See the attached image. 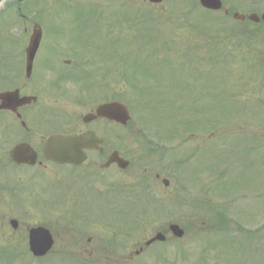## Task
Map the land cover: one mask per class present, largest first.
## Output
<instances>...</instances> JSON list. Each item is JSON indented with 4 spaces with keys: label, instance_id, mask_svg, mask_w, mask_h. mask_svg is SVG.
<instances>
[{
    "label": "rangeland",
    "instance_id": "374dc122",
    "mask_svg": "<svg viewBox=\"0 0 264 264\" xmlns=\"http://www.w3.org/2000/svg\"><path fill=\"white\" fill-rule=\"evenodd\" d=\"M15 1L8 0L4 6L0 3V11L4 8L0 14V69L16 65L20 46L22 42L24 48L27 46L38 18L45 35L40 60L45 65L61 66L60 58L61 61H71V64L80 62L86 68L88 64L84 62L98 61V69L91 66L98 86L96 92L104 91L101 86L104 84L102 69L105 64L107 67L111 64L110 76L105 79L108 82L107 92L110 99H120L131 112L132 119L127 129L113 125L110 137H126L125 142L128 140V144L138 150L139 154L134 158L135 168L120 173L107 171L105 180L98 176L100 172L82 177L81 196L93 195L99 201H95L96 207H102L104 212L105 204L101 201L115 200L111 196L106 197V193L120 192L125 187L131 191V202L137 203L142 213L146 211L145 216L168 218L183 226L185 238L174 242V246L159 247L147 264H264V238L262 236L263 240L251 243L249 239L253 234L248 231L264 224V157L262 151L256 155L248 149L255 150L264 145L251 143L247 148L245 145L246 138L264 143V106H261L264 105V22L256 25L247 19L244 22L234 21L231 14L224 16L222 12L207 15L201 9L199 0H164L162 4H151V0H22L18 2L21 5L15 4ZM223 1L231 13L237 11L248 17L251 14L261 16L264 12L257 0ZM12 4L22 8L21 13L17 14ZM109 12L115 14L109 21V25L115 28L106 27L107 22L104 24L106 16L109 19ZM142 19H148V23L139 22ZM155 35L159 37L157 42L161 49L155 61L168 58L171 62L166 61L164 66L180 67L177 68L182 69L180 76L175 68L160 73L153 65L156 62L146 58L150 52L141 45L155 43L150 40ZM141 40L144 42H139ZM89 42L96 44L86 46ZM116 42L134 45L122 48ZM97 44L99 48L95 47ZM101 44L106 47L101 49ZM70 49L76 52L75 56L69 54ZM125 54L126 64L122 57ZM71 69L63 66L64 72ZM56 76L51 73L46 75L48 87L56 82ZM85 78L91 77L87 75ZM70 80L62 77L59 83L61 89L47 92H72L71 98L54 102L46 96V103L51 107H60L70 116H79L89 104L85 103L87 96L78 97V83ZM183 82L189 86L188 93L183 94L186 97L184 100L178 87ZM214 90L224 93L221 101L204 103L203 100L194 105L195 96ZM83 93L86 94V91ZM173 98L181 105L182 113L176 115V106L169 104L173 103ZM224 102L229 105H224ZM231 105L239 112L233 116L222 114L225 121L221 120L216 127L215 119L210 120L203 113H214ZM60 108L58 110L62 111ZM197 111L200 117H196ZM201 114L206 122H202L204 118ZM69 118L71 125L76 123V118ZM188 125L200 126L202 131H193L198 136L190 139L186 136L187 127L183 128ZM182 132H186L185 136ZM212 133L219 142L209 139ZM158 136L166 140V148L171 151L163 150L165 155L160 151L162 156H149L148 152L153 154L149 149L152 145H145V140ZM171 137L173 140H170ZM215 148H218V153ZM189 150L194 153L191 158ZM156 158L158 164L152 166ZM167 163L173 165L171 178L167 175L163 177L170 180L169 188L164 187L162 178L159 183L155 181V169ZM233 164L239 169H233ZM220 166L221 173L222 170L229 171L225 172L226 179L236 180L237 187L245 178L250 180L246 190L237 194L231 189L224 196L217 180V189L213 191L211 184H215V174L208 169L215 170ZM58 174L57 177L55 169L52 172L48 170L44 184L49 181L54 185H59V182L61 186L65 185L70 195L60 200H81V196H74L78 189L75 183L64 184L68 171ZM189 175H194L191 182ZM199 175L203 176V182ZM44 195L50 196L51 193ZM150 196L154 198L152 202L149 201ZM125 201H129L127 197L121 202L123 206H126ZM123 210L128 212L126 208ZM111 214L108 216L121 217L119 209ZM224 230L222 236L218 235ZM239 235L244 237L243 241L236 240ZM163 258L168 261L163 262Z\"/></svg>",
    "mask_w": 264,
    "mask_h": 264
},
{
    "label": "flooded vegetation",
    "instance_id": "af4514ba",
    "mask_svg": "<svg viewBox=\"0 0 264 264\" xmlns=\"http://www.w3.org/2000/svg\"><path fill=\"white\" fill-rule=\"evenodd\" d=\"M45 70V64L35 60L28 76L25 63L19 62L16 72L9 69L6 72L7 87H0V264H139L140 260L141 264H147L159 247L171 246L174 239L169 232L170 222L156 217L143 218L137 203L125 201L126 206H123L122 201L104 202L103 212L102 207L94 208L89 195L81 196L82 191L78 189L74 196H81V200H59L60 193L53 185L48 190L51 195H45L44 200L26 199L32 191L35 195L43 191V178L48 170L55 169L59 173L66 166L87 177L100 172L98 176L105 180L106 171H127L119 170L114 164L102 169L112 155L118 153L128 160L129 168L135 156L132 144L118 143L108 135L111 123L105 119L77 123L71 128L68 114L46 103V96L55 102L66 99L68 92H47ZM107 96L89 113H95L106 104ZM91 127L103 135L99 136L103 143L84 151L87 161L83 166L59 165L46 159L45 144L52 135H75ZM18 149L21 150L17 157L28 162L33 160V165L19 166L13 161ZM155 177L159 180L158 174ZM129 203L132 204L127 205ZM118 209L124 216H108ZM158 224L161 227H157ZM32 231H38L39 237L51 236L53 242L47 255H38L41 242H30ZM159 233L166 236V240L148 245Z\"/></svg>",
    "mask_w": 264,
    "mask_h": 264
},
{
    "label": "water",
    "instance_id": "95a60500",
    "mask_svg": "<svg viewBox=\"0 0 264 264\" xmlns=\"http://www.w3.org/2000/svg\"><path fill=\"white\" fill-rule=\"evenodd\" d=\"M204 4L216 8L210 0H204ZM101 111L105 116L121 123H126L130 119L127 109L122 105H111L108 108L104 107ZM88 135L85 134L79 137H53L47 142L46 156L59 163H79L80 160H76V157L80 155L81 145L85 144L83 139L89 137ZM173 228L174 232H177L179 236L182 235V232L178 228Z\"/></svg>",
    "mask_w": 264,
    "mask_h": 264
}]
</instances>
